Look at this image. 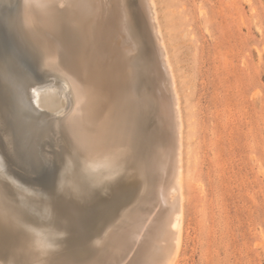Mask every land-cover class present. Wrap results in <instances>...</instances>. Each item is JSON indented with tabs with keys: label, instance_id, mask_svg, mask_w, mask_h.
I'll return each mask as SVG.
<instances>
[{
	"label": "bare ground",
	"instance_id": "6f19581e",
	"mask_svg": "<svg viewBox=\"0 0 264 264\" xmlns=\"http://www.w3.org/2000/svg\"><path fill=\"white\" fill-rule=\"evenodd\" d=\"M182 129L154 0H0V264H175Z\"/></svg>",
	"mask_w": 264,
	"mask_h": 264
},
{
	"label": "rangeland",
	"instance_id": "374dc122",
	"mask_svg": "<svg viewBox=\"0 0 264 264\" xmlns=\"http://www.w3.org/2000/svg\"><path fill=\"white\" fill-rule=\"evenodd\" d=\"M154 2L183 122V222L165 258L181 227L175 264H264V0Z\"/></svg>",
	"mask_w": 264,
	"mask_h": 264
}]
</instances>
